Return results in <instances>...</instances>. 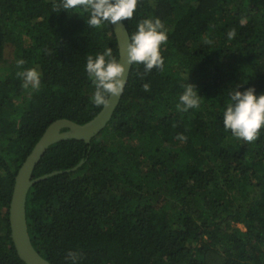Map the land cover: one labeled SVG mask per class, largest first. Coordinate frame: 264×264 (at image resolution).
Segmentation results:
<instances>
[{
  "label": "trees",
  "instance_id": "16d2710c",
  "mask_svg": "<svg viewBox=\"0 0 264 264\" xmlns=\"http://www.w3.org/2000/svg\"><path fill=\"white\" fill-rule=\"evenodd\" d=\"M54 2L0 0V264H25L8 221L18 167L53 120L101 109L87 57L110 47L118 60L110 23L90 27L83 8L56 13ZM148 18L168 36L163 69L131 65L98 134L46 149L32 177L57 172L28 190L32 245L52 264H71L70 251L76 264H264V125L250 143L223 123L232 93L264 94V0H138L129 35ZM29 68L39 91L17 76ZM188 83L201 102L184 112Z\"/></svg>",
  "mask_w": 264,
  "mask_h": 264
},
{
  "label": "clouds",
  "instance_id": "9594fccd",
  "mask_svg": "<svg viewBox=\"0 0 264 264\" xmlns=\"http://www.w3.org/2000/svg\"><path fill=\"white\" fill-rule=\"evenodd\" d=\"M138 0H59L53 3V12L59 13L65 10L68 13L83 8L89 13L87 25L100 28L104 23L116 24L130 20L137 8ZM231 39L235 32H229ZM168 36L164 24L159 18L143 19L137 25V30L132 33L125 46L124 56L127 65L143 64L145 73L154 67L163 69L164 60L161 56L160 47L167 43ZM210 44L211 41H208ZM17 67L21 68L25 61L18 59ZM86 71L92 83L95 85V92L92 96L93 103L100 107H107L110 104V96L118 98L124 91L127 83L124 77L126 71L125 63L118 62L113 56L112 49L106 48L102 54L95 58L87 57ZM17 76L22 78V87L39 91L41 87V74L35 68L18 71ZM142 78V77H141ZM143 90L150 91V85H142ZM185 91L179 97L177 109L188 111L190 108H199L200 95L193 84L188 83ZM231 101L224 114L223 123L225 130H231L232 135L237 139L246 142H255L259 137L261 126L264 125V94L257 96L254 87H249L243 92L237 90L231 94ZM177 139L186 141L187 137L179 134ZM78 253L68 252L66 259L71 264H76Z\"/></svg>",
  "mask_w": 264,
  "mask_h": 264
},
{
  "label": "water",
  "instance_id": "95a60500",
  "mask_svg": "<svg viewBox=\"0 0 264 264\" xmlns=\"http://www.w3.org/2000/svg\"><path fill=\"white\" fill-rule=\"evenodd\" d=\"M111 27L118 47L117 61L119 62L121 60V63H125L126 71L124 77L128 80L131 66L127 65L124 52L130 35L124 21L111 24ZM122 95L123 93L118 98L110 96V104L107 107L102 106L91 119L84 123L80 124L69 118H57L53 120L45 128L39 139L18 167L14 176L12 193L9 202L8 221L10 236L16 254L25 264H52L41 256V254L32 245L27 231L26 198L28 190L33 184L46 178L52 173H56L57 171L32 177L35 165L45 153L46 149L51 144L59 140L75 138L89 142L106 126L119 104ZM82 161L83 160H81L80 163Z\"/></svg>",
  "mask_w": 264,
  "mask_h": 264
},
{
  "label": "rangeland",
  "instance_id": "374dc122",
  "mask_svg": "<svg viewBox=\"0 0 264 264\" xmlns=\"http://www.w3.org/2000/svg\"><path fill=\"white\" fill-rule=\"evenodd\" d=\"M2 64H4V66H7L8 65V63H5V62H3Z\"/></svg>",
  "mask_w": 264,
  "mask_h": 264
}]
</instances>
